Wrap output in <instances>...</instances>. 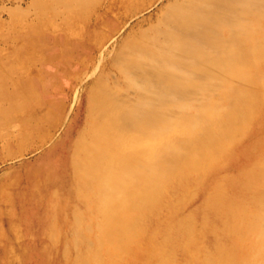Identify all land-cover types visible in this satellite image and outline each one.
I'll use <instances>...</instances> for the list:
<instances>
[{
    "label": "bare ground",
    "instance_id": "bare-ground-1",
    "mask_svg": "<svg viewBox=\"0 0 264 264\" xmlns=\"http://www.w3.org/2000/svg\"><path fill=\"white\" fill-rule=\"evenodd\" d=\"M208 2L171 5L163 35L129 43L122 71L134 96L109 84L89 92L87 119L48 162L43 189L28 198L45 208L38 219L55 220L59 230L71 213L83 220L73 238L44 242L43 264L184 263L202 248L227 247L225 237L245 230L239 223L251 216L241 210L240 193L264 188L256 175L264 171L263 18L254 15L247 31L237 15L213 18L208 29ZM198 26L206 33L228 26L225 37L241 60L232 63L222 48L211 53L225 37L215 43L208 34L184 35ZM195 65L206 78L192 76ZM135 67L140 78L130 74Z\"/></svg>",
    "mask_w": 264,
    "mask_h": 264
},
{
    "label": "rangeland",
    "instance_id": "rangeland-1",
    "mask_svg": "<svg viewBox=\"0 0 264 264\" xmlns=\"http://www.w3.org/2000/svg\"><path fill=\"white\" fill-rule=\"evenodd\" d=\"M183 1L0 0V264H43L38 256L45 241L76 235L83 220L78 222L71 213L67 229L59 230L55 220L38 219L45 208L41 202L28 204V198L43 189L48 162L87 119L91 90L104 92L101 87L109 84L120 87L124 96L135 95V89L126 88L123 52L131 41L163 35L170 6ZM204 11L206 28L214 26L213 18L224 23L237 15L247 31L249 21L261 14L264 31V0H254L250 8L240 0H209ZM205 27L183 33L208 34L215 43L231 35L228 26L207 33ZM228 38L211 53L226 49L232 63L240 61L237 44ZM250 41L244 42L247 60ZM140 71L130 68L134 78H140ZM192 74L207 77L198 65ZM256 175L264 180V171ZM240 197L245 201L241 210L251 217L239 223L245 230L225 237L227 247L202 248L184 263L171 257L167 264H264V188L255 194L243 191ZM75 206L80 212L84 208L81 202ZM26 211L34 217L25 219Z\"/></svg>",
    "mask_w": 264,
    "mask_h": 264
}]
</instances>
